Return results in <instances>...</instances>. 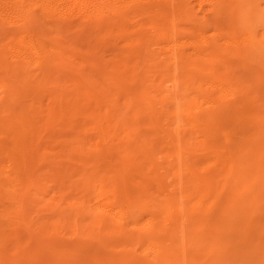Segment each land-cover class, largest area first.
I'll list each match as a JSON object with an SVG mask.
<instances>
[{
	"label": "bare ground",
	"instance_id": "6f19581e",
	"mask_svg": "<svg viewBox=\"0 0 264 264\" xmlns=\"http://www.w3.org/2000/svg\"><path fill=\"white\" fill-rule=\"evenodd\" d=\"M194 1L200 16L189 0H0V24H20L0 35V264L9 243L26 261L30 241L43 254H64L69 246L54 238L67 231L84 243L101 239L99 249L113 239L134 240L152 248L148 257L171 264H264V224L253 215L264 195V165L253 160L264 144V122L236 159L234 148L220 150L214 139L247 87L239 72L223 75L221 64L237 65L248 82L264 89V0ZM46 17L59 20L55 35L36 24ZM63 32L78 41L62 40ZM68 67L83 72L67 75ZM56 72L62 77L53 82ZM34 74L37 84L51 83L49 101L22 104L21 86ZM118 102L134 122L117 123ZM35 111L44 113L39 120L49 127L44 135L50 141L31 129L26 116ZM137 127L148 128L150 147ZM155 145L167 154L180 198L169 193L157 200L142 185L152 174L154 186L164 188L152 157ZM197 146L210 151L202 155ZM47 148L66 162L31 172L28 155ZM44 153L37 160H46ZM209 157L226 170L199 171L198 162ZM135 195L143 198L137 206ZM184 198L194 203L185 205ZM182 218L192 227L188 236L175 225ZM210 236L216 253L198 263ZM176 239L188 255L172 256L177 250L165 241ZM123 246L102 264H124L131 248ZM59 264L85 262L63 256Z\"/></svg>",
	"mask_w": 264,
	"mask_h": 264
},
{
	"label": "rangeland",
	"instance_id": "374dc122",
	"mask_svg": "<svg viewBox=\"0 0 264 264\" xmlns=\"http://www.w3.org/2000/svg\"><path fill=\"white\" fill-rule=\"evenodd\" d=\"M189 2H190L189 7H191V10L194 9L193 12L195 11L198 16L202 15V12L198 10L199 8L197 6L196 1L189 0ZM205 14H207V18H208V21H209L210 24H216V17L212 16L210 13H207V12ZM229 17H230V14L229 13H226V14H224L223 19L220 18V20H223V22H226V20H228ZM38 20L39 21L41 20V21H40V23H39V21H37L36 24L39 26V28H41V30H43L44 32L46 31L47 34H49V35L50 34L55 35L58 32V30H56V28H57L56 27V23L59 22L58 19H55V18L50 19V18H47L46 17V18H40ZM45 20L49 21L50 23L47 25L48 22L46 23ZM43 24H45V25H43ZM13 25H14V27H13ZM19 25H20L19 23H15V24L10 25L11 26L10 27L9 25L7 26V25H1L0 24V35L5 34V33L9 32L11 30L13 31V29L15 30L17 27H19ZM67 35L68 34H65L63 32L62 33V36H63V39L62 40H64V38H66ZM0 38H1V36H0ZM71 38L73 39V37L68 36L65 40H67L69 42L68 39H71ZM0 40H2V39H0ZM74 41H78V40L75 39ZM146 53H147V51H145V55H146ZM105 54L108 57L111 56L108 52H105ZM145 55L142 54V56H145ZM143 62H141L142 63L141 65H143L145 63V62L144 63ZM256 62L257 61L255 59H252V61H251V63H256ZM223 64H224L225 67L222 64H221L222 69L220 67V71H221V73L223 75H225V73H227L229 76H232V75H238L240 73L239 76H241V79L244 81V83H246V86H247L245 88V91H244V96L246 98L244 97L241 100V103L238 104L239 105L238 109H235V111H230L228 114H224V116L221 118L220 123H219V125L217 127V128H220V129L219 130L217 129L218 131H215L216 138H214L215 140L218 139V141H217L218 142V145H217V143H214L216 141H214V142H213V140L212 141L210 140V141L212 142L211 144L217 145V147L220 150H223L225 152H227L226 149L229 150V148H230V150H234L235 149L234 151H235V155L236 156L234 157V159H236L237 158V155L239 153V149L242 148V147L247 146L250 143V141L253 138V136L256 134V132L260 128L262 129L264 127V126L263 127L258 126L261 123L263 124V122H264V106H263L264 105V94H263L264 93V89L262 90L263 87H257L258 86L257 83H256V86H255V85H253V83L251 81L248 82L249 79L247 78V76H245V75L242 76L241 75L242 72H241V70L239 69V67L237 65H234V64L231 65V64H226V63H223ZM141 65L139 66V68L141 67L140 69H138L139 71H142L141 69L144 67V65L143 66H141ZM68 68L66 69V72H64L65 69H62V71L61 70L60 71L66 73L67 75H72V74H75V73H77L79 75L78 72H83L82 69H76V68H73V67H68ZM72 69H74V71ZM231 70L233 72H231ZM230 73H232V74H230ZM58 74L59 73H57V72L54 73V75H52L50 79H52V81L54 82L55 78L57 76H60L61 75V74H59V75ZM34 77H35V79H34ZM61 77L62 76H60L58 78H61ZM38 79H39L38 78V75L34 74V75L30 76V78L28 79V81L21 86V89H20L21 94L20 93L18 94V96H19L18 98L21 100L22 104H26V103L29 104V101L30 100H36V99H44V100L46 99L45 102L48 103V101H49L48 100L49 99V94H50L49 93V89L51 87V83L48 82V83H46V85H43L42 86V85L37 84V82L39 81ZM104 87L105 86H101L102 89ZM247 88H249V90ZM262 91H263V93H262ZM255 93H257V94H255ZM21 95H23V96H21ZM22 97H23V99H22ZM44 100H42V101L44 102ZM16 102L18 103V99H16ZM126 110L127 109L123 107L122 103L121 102H118V106H116V110H115L116 116H117L116 117V121H117L118 124L119 123H123V121L124 120L126 121V119H128L129 122H134L133 119H132V121L130 120L129 114L127 113ZM43 114H40V112H36L35 111L33 114L32 113H29L26 116V118L28 119L27 121H28V123L31 126V129L33 131H34V127H35V129H37V131H40L39 132L40 135L39 134L38 135H39V137L41 136V138H43V141H50L49 140L50 137L49 136L47 137L46 135H44V133L48 130L49 127H46V124H42V122L39 120L40 119V116L43 115ZM36 119H37V121H36ZM253 124L254 125L256 124V125L254 126ZM56 128H59V127L57 126ZM136 129L138 131L139 137L142 138L143 141H144L143 144L145 146H147V148L150 147V145H151L150 144L151 143V140L150 139L151 138H150V135L147 134L148 133L147 132V129L148 128H146V127H143V128L142 127H137ZM248 129L249 130L251 129V131H249ZM59 132L65 133L66 132V129L65 128H59ZM243 132H244V134H243ZM42 134L44 135L43 137H42ZM248 135L250 136V138H249ZM134 137H135V135H134ZM219 139H221V140L219 141ZM135 140H136V138H135ZM137 141H140V140H137ZM238 141H239V143H238ZM237 143H238V145H237ZM231 145H232V147H231ZM263 145L261 146V148H262L261 149V152L260 153L257 152V154L254 155V158H253V160H255V161L257 160L256 162L255 161L254 162L256 164H258L259 167L264 165V162H263L264 161V149H263L264 146ZM161 146L162 145H155V148L156 149L155 148L153 149V151L154 150L155 151H154L152 157H153V161L155 163H157V165H155V167L159 170V173L161 172V174L163 175V178H162L163 181H162V183H164L163 184L164 185V188L161 189V188H157V186H154V183L153 182L155 180H153V178H152L153 175L152 174L151 175L149 174L148 180L147 179H144V181H142L143 182L142 185L144 186L145 190H148L149 192L152 191V192H150V194L154 198H156L157 200L160 199V198L163 199V198H165L164 197L165 195L169 196L170 194H172V195L175 194L176 197L178 196L180 198L181 197L180 196L181 194L179 193V189L176 186L177 179H176V177L174 175H172V171L168 168L169 167V164H167L165 162V157L164 156H166L167 154H166L165 150L162 149ZM233 146H236L237 148L236 147H233ZM197 147H198L197 150H200L199 153H201L202 155H206L210 151L207 148L205 150V149H203V147H199V146H197ZM165 148H166V151H167V149H171L170 145L169 146H166ZM224 148H226V149H224ZM50 149L47 148L46 150H43L42 152L39 151L37 153L36 152H30V154L27 157V162L28 161L29 162L27 163L26 166L28 167V169L31 170V172L38 171V170H40L42 168H44V169L45 168H48L49 167L48 165L52 166L55 162H57L56 165L58 164L59 161L66 162V159L62 158L63 160H59L58 159L59 157L54 156V155H56L55 151L53 149L52 150H50ZM202 150L204 152H206V153L205 154H204V152L202 153ZM44 151H45V153H44ZM228 152L230 153V151H228ZM39 153H44V155L47 157V159L46 160H43V161L37 160ZM168 153H170V152H168ZM196 153H197V157L196 158H200V156H199L200 154L198 155V152H196ZM51 155L53 156V158H52ZM162 155H163L164 158L162 157ZM257 156H259V158ZM159 157L161 158V160H159L160 159ZM261 157H263V158H261ZM49 158H50V160H49ZM208 159L209 160H207V162L206 161H204L203 163L202 162L201 163L198 162L197 166L198 167L200 166L199 167V171H202V170H205V169L211 170V168L213 169V171L214 170L221 171L222 168H225L224 170H226V167L227 166H224V163H222V161L219 158H217V159L216 158H211L212 160L215 159V161L213 160V162H212L214 166L212 165V163H210L212 161L210 159V157ZM158 160H159V162H156ZM258 160H261V162H263V164L262 163H259ZM160 161H162V164H160L161 163ZM71 162H73V161H71ZM159 164H160V167H159ZM204 164H207V165H204ZM149 166H151V165H149ZM143 171H148L147 163L144 164V170ZM223 174H225V171H224ZM223 174L219 175L218 177L219 178H222L223 177ZM134 176L136 177V174ZM149 179H151L153 182L151 180H149ZM137 180H142V179L139 178V177H137ZM172 183H173V185H172ZM188 194H190V192ZM262 196H264V195H262ZM262 196H261L262 200H261V198L258 200L260 203L258 201H257L258 204L255 203V208H257V209H255V212H253L254 213L253 215H254V220L258 221L261 224H264V200H263L264 197H262ZM134 199L136 201V202L134 201V204L137 206V205H139L142 202V199L143 198H140L139 196H136L135 195L134 196ZM183 201H184V204L185 205L187 203H189V205L187 204L188 206H190V205H192L194 203V199L192 200L193 202H190V201L188 202L185 198H184ZM211 214L212 215L215 214V213L213 214V210H212ZM141 216H142V218L143 217L145 218L146 216H148V212H145V213L143 212L141 214ZM146 218L144 220H146ZM148 218H149V216H148ZM181 221H183L184 224ZM185 222L188 223V224H186ZM177 224H179L178 225V228L180 227L179 229H182V227L184 228V231H185V234H186L185 236H188V234L190 233V231L192 229L189 220L186 219V218H182V220L179 219V220H176L175 221V225H177ZM71 235H72V237H71ZM73 236H74V234H71L70 232L67 231L65 234H61L60 236H57V238H54L55 240H57L59 242H62V243H66L69 246V248L67 249V251L64 254H60L59 252H55V254H49V255L48 254H43V252H41L40 250H38V249L36 250L34 243L30 241V243H31L30 244L31 245L30 249L31 248L32 249L34 248V249L33 250L31 249L32 251L30 250V253L32 255H31V257L29 258L28 261H26V259L24 257H22V255L19 254V252L15 249V247L13 246L14 243H12V244L9 243L8 246L5 248L6 251L4 250V252H5V254L7 256H6V260H4L2 262V264H18V263L19 264H59V261H61V259H62L63 256H64V258H68V259H71V260L83 261V262H85V264H102L103 261H106L112 255H113V257H118L119 254H120L121 249L124 247L123 245H127L129 248H131L130 249L131 250L130 258L127 259L124 262V264H171V262H166L167 260H164L163 259V261H162V258L161 257H159L157 259L154 258L153 256L148 257L149 255H152V253H153L152 250H149V249H152V248H149V249L148 248H145L146 246H144L143 244L140 245L137 242H135L134 240L133 241H125V242H123L124 240L122 241L121 239H116V241H115V239H113L111 241V243H109V245H110L109 247H107L105 249H99V247L101 245V244H99L101 239H99V238H94L93 239L92 238V239H90L88 241H85L86 243H84V241L81 240V239H79V237H74L75 238V240H74ZM211 239L212 238L210 236V238H208V241L209 242L203 248V251L202 252L199 251V255L197 254L198 256L196 257V260H197L198 263H201V262L206 261L209 258V255L212 256V255H214L216 253V249H215L214 245L211 244ZM68 240H71V241H68ZM93 240H95V241L93 242ZM27 242H29V241H27ZM128 242H129V245L127 244ZM165 242H167L168 244H170V246L174 250L175 249L177 250V252L174 251L172 253V256L173 257H175V256L181 257V256H183L184 252H186V251L188 252V250H186V248H184V247L181 246L179 239H176L173 242H171V241H165ZM76 244H77V246H76ZM173 245H175V246H173ZM178 245H179V247H178ZM93 247H94V249H93ZM180 247L183 249L182 251L180 250L181 249ZM80 248H82L83 250L80 249ZM89 248H92V249H89ZM207 248L209 250H211L210 253H209L208 250H207L208 252L206 253V250L205 249H207ZM79 249H80V251H79ZM213 250H214V252H213ZM73 251H76V252H74V254H72ZM35 252H37V253H35ZM70 252H72L71 253L72 255L70 254ZM187 252L185 253L186 255H188ZM201 253H202V255H201ZM81 254L83 255V257H82ZM93 254H95V255H93ZM14 255H16V256H14ZM99 255H100V257L97 258L96 256H99ZM92 256L94 258H92ZM98 259H101V260L99 261ZM137 260H138V262H137ZM32 261H34V262H32Z\"/></svg>",
	"mask_w": 264,
	"mask_h": 264
}]
</instances>
